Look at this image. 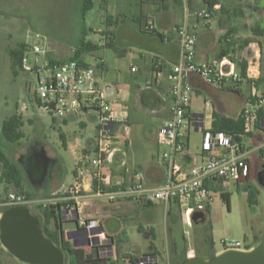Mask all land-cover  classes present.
<instances>
[{"label": "rangeland", "instance_id": "1", "mask_svg": "<svg viewBox=\"0 0 264 264\" xmlns=\"http://www.w3.org/2000/svg\"><path fill=\"white\" fill-rule=\"evenodd\" d=\"M93 7L83 16L81 14L82 0H0V140L2 149L11 160L17 164L21 172L22 185L32 193V200L26 206L30 212L42 222V209L51 201L54 194L67 189L72 182V170L78 162L83 161L84 150L92 149L97 142L96 121L88 120L84 126L76 118L66 123L61 119L53 120L46 112L32 106L24 88L25 81L30 76L19 68L13 71L8 49L15 48L20 42L30 44L39 42L57 55L68 58L77 46L79 39L86 31L85 39L96 43L104 40V31L96 29L107 28L106 16L110 15L116 22V27L136 23L133 18L140 14L143 3H162L163 0H92ZM243 4H258L260 7L247 9L251 15L243 16L242 36L251 34L257 42L254 49H259L261 70L264 76V34L257 35L253 27L264 28V0H240ZM116 30V29H114ZM118 30V29H117ZM118 32V31H117ZM118 45L128 46L127 40H120ZM243 39V38H242ZM247 56L252 57L254 51L245 49ZM241 48V49H242ZM95 54L101 53L94 50ZM207 93L195 94V108L206 112L205 97ZM26 105V109L23 106ZM21 114L23 125L22 137L18 142L6 141L1 134L2 122L13 114ZM65 134L66 144L60 133ZM202 132L190 131L188 151L200 158ZM92 152V151H91ZM116 173H121L126 167L122 160L115 164ZM1 168V165H0ZM113 169V167H112ZM253 175V174H252ZM6 185V186H5ZM12 189L4 182L0 183V194L4 195L6 188ZM230 194V208L221 198V193ZM100 199H104L100 197ZM124 199V198H122ZM127 200V199H126ZM41 204V205H40ZM149 207V206H148ZM7 206L0 205V212ZM136 208V207H135ZM137 209V208H136ZM121 217H125L130 209L122 206L118 209ZM128 210V211H127ZM157 217L153 221H144L139 215L141 210H135L134 219L124 220L122 237L129 238V246H137L134 259L139 258L143 251L156 250L155 264H180L181 254L187 256L208 255L209 247L206 241L207 227H211V238L215 249L223 248V240H238L246 246L264 243V185L259 184L255 177L243 180L224 181L221 188L213 193L205 219L196 217L188 221L184 209L175 213V217L163 214V208H154ZM2 214V213H1ZM0 214V216H1ZM151 216L147 214V219ZM171 219V220H170ZM168 220L171 221L169 225ZM175 221V223L173 222ZM144 227L140 232L137 224ZM75 226L73 221L63 220V229L69 230ZM153 228L155 238L149 233ZM169 228V229H168ZM175 242V252L170 242ZM122 242V248H124ZM109 246V242H107ZM85 252H90V246H83ZM125 249V248H124ZM112 248L104 250L101 264H123L127 255L111 253ZM141 257V256H140ZM129 260V259H128ZM0 264H30L11 254L0 241Z\"/></svg>", "mask_w": 264, "mask_h": 264}, {"label": "crops", "instance_id": "2", "mask_svg": "<svg viewBox=\"0 0 264 264\" xmlns=\"http://www.w3.org/2000/svg\"><path fill=\"white\" fill-rule=\"evenodd\" d=\"M216 4H218V7L215 10L213 19L207 24L200 23L197 25L196 60L198 62H206L227 57L234 60L239 68L241 61L246 60V75L249 80L253 81L260 78L263 82L257 84L264 85L260 52L259 49H254L257 42L254 41L255 39H253L251 34L248 33L244 36L241 34L242 23L244 22L242 17L252 14V12L247 13L245 6L250 10L253 7L255 9L260 6L258 4L251 5V2L243 4L240 0H218V2L214 3V5ZM142 5L145 7H142L140 14L133 18L137 24L133 23L130 26L124 24L121 25V28H118L116 27V22L114 23L113 17L110 15L106 16L105 25L107 28L93 30L94 32L104 31V40H97L96 43H93L97 46L96 50H100L101 53L95 54L93 50L90 53L83 54L84 61L90 65H94L97 62L96 59L103 60L97 71L101 80L100 84L108 83L113 85L114 94H112L111 100L114 102L112 103V108L116 113L126 115V121L119 123L116 127L121 151L114 159L113 169H111V172L108 173L104 180H97L96 190L92 189V180L87 172L84 176L83 188L75 203L78 207L79 216L87 220L94 219L103 228L108 236L109 246L112 248L113 253L116 250L117 254L129 257L123 264H131V262L128 263V259L135 257L137 251V246L127 245L129 243L127 234L126 237L121 236L122 225L125 223L123 219L126 221L134 219L136 216L135 213H132L134 209L141 210L139 215L144 221H153L157 217L158 214L154 211L157 206L162 207L163 214L168 217H175V213L179 211L175 203L148 201L141 195L128 193L126 189L128 185L136 181H141L148 187H158L165 180L166 172L159 157L162 148L157 143V131L171 117L172 98L169 94L168 68L164 64L157 68L155 63L158 59L172 62L178 59L179 45L174 34L175 27L183 22L194 24L195 19L191 12L194 9L207 8L208 0H163L158 5L152 2H146ZM149 24L153 25L151 31L144 29ZM117 31L120 32V40H127V43L134 44L125 47L119 46ZM246 38L251 39L245 49L250 48L254 51L252 57L245 55L246 50L244 52L242 48L243 40ZM106 41L111 42L112 47H107ZM57 56L64 59L66 55ZM134 66L137 71L131 72L130 68ZM155 69L159 71L156 72ZM191 82L194 92L189 105V113L191 118L197 123V127L187 125L183 129L186 148L179 156V159L187 166H190L193 162L201 161V154L200 158L197 159L188 151L190 131L194 130L203 133V131L210 130L214 111L227 117L236 118L240 115L245 98L250 94V83L247 81L216 87L204 82L196 75H192ZM201 93H207L204 101L206 112L204 113L196 110V99L193 97L195 94L200 95ZM260 112V116L264 117V107ZM194 113L203 114V117L197 118L193 115ZM72 119L76 118L61 120L66 123ZM93 119L96 121L92 113H86L81 115L79 121L84 126L88 120ZM60 136L65 145V134L61 132ZM94 148L95 146L91 150H84L83 161L78 162L72 170L73 178L69 186L75 181L77 168L93 156ZM120 160H122L123 164L126 163L127 166L121 169L123 170L121 173H116L115 164H118ZM251 164L250 177H255L263 163L255 155L251 159ZM84 166L88 169V163ZM1 172L2 169L0 168V176ZM2 182L4 181L0 178V183ZM4 183L7 184L6 182ZM7 185L10 186V184ZM5 188L6 194L13 190V188ZM23 188L29 193L30 202L33 201L30 190L24 186ZM67 189L54 194L53 198L50 199L51 201L48 200L47 203L42 204H63L66 201L64 193ZM99 189H103L108 194L98 195L97 191ZM6 194H0V203L4 200ZM100 197L104 199H100ZM122 206L130 209L124 218L118 212V209ZM5 209H2L0 214ZM148 213L151 215L150 217L148 216L149 220L146 218ZM170 220H168L169 225L171 224ZM69 221H73L75 226L77 225L76 218ZM75 226L69 228V230L74 229ZM136 226L137 229L142 227L143 231H145L140 224ZM63 230L64 233L68 231L66 229ZM147 234L155 238L153 228ZM65 239H67L66 236ZM69 241L72 243V240ZM172 241V238H170L169 246L171 244L173 248L175 242L171 243ZM122 242H124L123 246L125 249L121 246ZM252 247L254 245H251L250 249ZM211 251L218 254L223 251V248L217 250L213 245ZM145 254L153 255L157 259L156 250L143 251L140 256Z\"/></svg>", "mask_w": 264, "mask_h": 264}, {"label": "built area", "instance_id": "3", "mask_svg": "<svg viewBox=\"0 0 264 264\" xmlns=\"http://www.w3.org/2000/svg\"><path fill=\"white\" fill-rule=\"evenodd\" d=\"M217 7L218 4L211 8L194 9L191 14L195 23L183 22L174 29L179 45L178 59L175 62L158 59L155 63L157 68L163 64L168 68L169 94L172 98L171 117L157 131V143L162 148L159 157L166 172L165 180L158 187H148L136 181L126 189L128 193L141 195L148 201L175 203L180 211L184 209L188 221L194 213L207 212L213 193L224 181L250 177L251 159L255 155L264 163V117L260 116L264 107V85H258L255 80L250 83V94L245 98L240 112L243 130L235 134L203 131L201 161L187 166L179 159L186 148L183 129L187 125L197 127L189 113L194 92L191 76L196 75L216 87L248 81V76L242 78L238 64L230 58L206 62L196 60L197 25L209 23ZM144 29L151 31L153 25L149 24ZM96 61L94 65H84L75 60H62L39 42L27 43L21 59V71L30 76L24 88L36 109L46 112L54 120L80 118L83 114L92 113L97 121L94 154L77 168L74 183L64 193L66 201L57 205L56 211L62 220L77 219L78 227L84 229L75 235L78 242L98 238V242L90 247H95V254L101 255L106 247L111 248L107 244L108 236L94 219L87 220L79 216L75 201L83 188L87 172L91 180H104L111 172L114 159L121 151L116 127L126 121V115L116 113L112 108L113 85L100 84L97 71L103 60ZM130 71L136 72L137 68L131 67ZM23 108L26 109V105ZM87 163L88 169L84 166ZM97 192L98 195L106 193L103 189ZM27 203H30V199L20 189L9 191L0 205L11 207ZM98 228L99 232L96 231ZM222 243L223 250H248L238 240L225 239ZM154 259L153 255H143L137 258L136 264H155Z\"/></svg>", "mask_w": 264, "mask_h": 264}, {"label": "trees", "instance_id": "4", "mask_svg": "<svg viewBox=\"0 0 264 264\" xmlns=\"http://www.w3.org/2000/svg\"><path fill=\"white\" fill-rule=\"evenodd\" d=\"M215 2L218 0H208V8H211ZM93 7L92 0H82L81 5V14L84 16L91 8ZM253 32L257 35L264 34V28L256 25L253 27ZM86 31L83 30V36L79 39L77 46L74 48L72 54L68 58L62 60H75L81 64L88 65L83 59L84 53H90L97 48L95 44L85 39ZM107 36V34H106ZM111 39V38H110ZM251 42V39L246 38L243 40V47H246ZM107 47H112L111 42L106 41ZM27 47L26 42H20L17 47L8 49V53L11 59V65L13 71L16 68L21 70V59L24 53L25 48ZM247 71V62L242 60L240 63V73L242 78H246ZM249 83L252 81L247 79ZM256 83L263 82L262 79L255 80ZM261 115V112H260ZM213 120L210 131L212 132H225V133H239L243 130V122L241 116L236 118L224 116L218 112H213ZM54 120V119H53ZM23 125L22 116L20 114H13L5 118L2 122L1 134L2 137L9 142H18L22 137L23 133L21 127ZM0 165H1V180L10 184L14 187L15 190H24L22 186V177L21 172L16 163H14L11 158L6 155L2 149V142L0 140ZM249 178V177H248ZM97 188V179L92 180V189L96 190ZM28 198H31L29 193L24 190ZM221 198L226 202L228 208H230V194L228 192L221 193ZM49 204L42 209V222L41 227L43 233L51 239L56 245H58L64 252V264H101L100 255H96L97 252L95 247H92L90 252H85L83 246H75L68 239H65L64 230L62 228L63 220L57 215V205ZM209 207H207L206 213H197L199 218L205 219L208 215ZM140 232H143L142 227H138ZM211 227H207L206 241L208 243L209 251L208 255L204 259L211 258L215 255V252L211 251L213 246V240L211 238ZM251 245L247 246L249 249ZM172 251L175 252V248H172ZM185 254H181L180 259L183 260L187 257V250H184ZM147 255V254H145ZM197 257H200L199 255ZM136 259L130 257L129 262L134 264ZM180 260V261H181Z\"/></svg>", "mask_w": 264, "mask_h": 264}, {"label": "water", "instance_id": "5", "mask_svg": "<svg viewBox=\"0 0 264 264\" xmlns=\"http://www.w3.org/2000/svg\"><path fill=\"white\" fill-rule=\"evenodd\" d=\"M193 115L197 118L203 117V114L199 113ZM257 176L259 184L264 185V163L260 166ZM196 217L199 215L194 213L192 220ZM81 230L84 229L76 225L64 234L75 246H90L98 242V238L78 242L75 235ZM96 231L99 232L100 229ZM0 241L16 258L30 264H64L63 250L43 233L38 217L24 205L11 206L2 212ZM136 263L137 259L134 264ZM180 264H264V243L248 250H223L208 259L187 256Z\"/></svg>", "mask_w": 264, "mask_h": 264}, {"label": "flooded vegetation", "instance_id": "6", "mask_svg": "<svg viewBox=\"0 0 264 264\" xmlns=\"http://www.w3.org/2000/svg\"><path fill=\"white\" fill-rule=\"evenodd\" d=\"M257 175H258V172H257V174H256V179H257V181H258V176H257Z\"/></svg>", "mask_w": 264, "mask_h": 264}]
</instances>
